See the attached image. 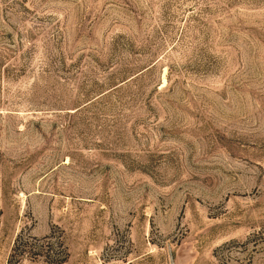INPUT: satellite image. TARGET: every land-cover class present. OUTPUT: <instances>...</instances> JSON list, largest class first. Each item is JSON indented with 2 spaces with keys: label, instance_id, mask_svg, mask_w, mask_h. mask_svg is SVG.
<instances>
[{
  "label": "rangeland",
  "instance_id": "374dc122",
  "mask_svg": "<svg viewBox=\"0 0 264 264\" xmlns=\"http://www.w3.org/2000/svg\"><path fill=\"white\" fill-rule=\"evenodd\" d=\"M0 264H264V0H0Z\"/></svg>",
  "mask_w": 264,
  "mask_h": 264
},
{
  "label": "trees",
  "instance_id": "16d2710c",
  "mask_svg": "<svg viewBox=\"0 0 264 264\" xmlns=\"http://www.w3.org/2000/svg\"><path fill=\"white\" fill-rule=\"evenodd\" d=\"M20 243H22V242H20ZM20 243H19V244H20ZM22 245H24V242H23V244H22ZM17 249H19L18 245H17Z\"/></svg>",
  "mask_w": 264,
  "mask_h": 264
}]
</instances>
